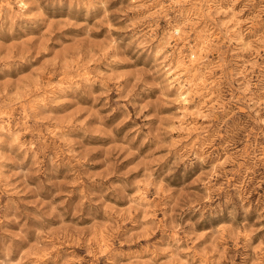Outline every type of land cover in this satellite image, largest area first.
<instances>
[{"label":"clouds","instance_id":"clouds-1","mask_svg":"<svg viewBox=\"0 0 264 264\" xmlns=\"http://www.w3.org/2000/svg\"><path fill=\"white\" fill-rule=\"evenodd\" d=\"M0 264H264V0H0Z\"/></svg>","mask_w":264,"mask_h":264}]
</instances>
